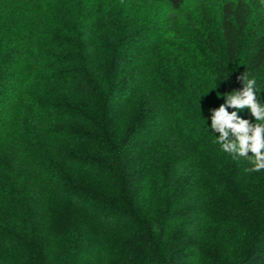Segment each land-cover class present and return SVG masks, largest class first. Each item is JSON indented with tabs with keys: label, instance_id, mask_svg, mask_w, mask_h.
I'll use <instances>...</instances> for the list:
<instances>
[{
	"label": "trees",
	"instance_id": "16d2710c",
	"mask_svg": "<svg viewBox=\"0 0 264 264\" xmlns=\"http://www.w3.org/2000/svg\"><path fill=\"white\" fill-rule=\"evenodd\" d=\"M216 1L184 68L90 47L95 6L0 0V264H264V170L211 128L243 74L264 104V0Z\"/></svg>",
	"mask_w": 264,
	"mask_h": 264
},
{
	"label": "rangeland",
	"instance_id": "374dc122",
	"mask_svg": "<svg viewBox=\"0 0 264 264\" xmlns=\"http://www.w3.org/2000/svg\"><path fill=\"white\" fill-rule=\"evenodd\" d=\"M97 1L70 0L71 18H77L81 8L87 11L96 7ZM102 3L95 8L100 16L92 14L87 20L91 25L87 36L90 47L95 45L93 34L96 33L101 41L104 38L111 44L124 43L137 49V58L142 49H147V58L162 59L176 67L192 68L208 61L200 55L198 40L202 27L218 30L221 3L216 0H187L178 9L171 8L164 0H105Z\"/></svg>",
	"mask_w": 264,
	"mask_h": 264
},
{
	"label": "clouds",
	"instance_id": "9594fccd",
	"mask_svg": "<svg viewBox=\"0 0 264 264\" xmlns=\"http://www.w3.org/2000/svg\"><path fill=\"white\" fill-rule=\"evenodd\" d=\"M238 79L244 83L242 91H233L225 95V103L213 110L211 128L219 133L218 143L224 152L247 157L250 151L253 158L250 161L252 164L250 170L259 172L264 170V104L257 102L254 92L255 79H249L245 74ZM245 107L250 109L257 121L255 124L240 118L235 111H228V108ZM230 133L235 139H229Z\"/></svg>",
	"mask_w": 264,
	"mask_h": 264
}]
</instances>
